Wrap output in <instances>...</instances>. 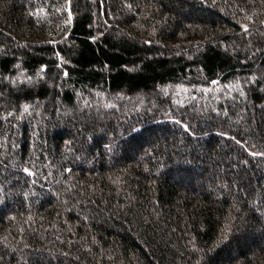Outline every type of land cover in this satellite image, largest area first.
Instances as JSON below:
<instances>
[{
    "label": "trees",
    "instance_id": "1",
    "mask_svg": "<svg viewBox=\"0 0 264 264\" xmlns=\"http://www.w3.org/2000/svg\"><path fill=\"white\" fill-rule=\"evenodd\" d=\"M0 264H264V0H0Z\"/></svg>",
    "mask_w": 264,
    "mask_h": 264
}]
</instances>
